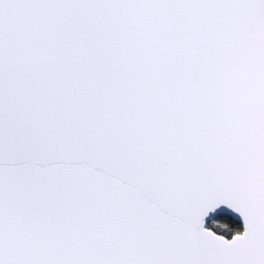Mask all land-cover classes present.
Wrapping results in <instances>:
<instances>
[{"label":"snow or ice","instance_id":"1","mask_svg":"<svg viewBox=\"0 0 264 264\" xmlns=\"http://www.w3.org/2000/svg\"><path fill=\"white\" fill-rule=\"evenodd\" d=\"M0 264H264V0H0Z\"/></svg>","mask_w":264,"mask_h":264}]
</instances>
